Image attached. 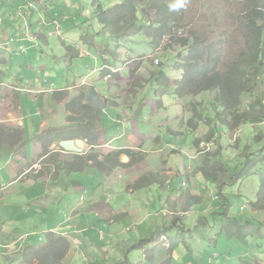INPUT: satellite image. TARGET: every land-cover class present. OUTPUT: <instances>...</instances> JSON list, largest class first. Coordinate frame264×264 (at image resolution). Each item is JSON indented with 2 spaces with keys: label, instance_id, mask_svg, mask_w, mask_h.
Masks as SVG:
<instances>
[{
  "label": "rangeland",
  "instance_id": "374dc122",
  "mask_svg": "<svg viewBox=\"0 0 264 264\" xmlns=\"http://www.w3.org/2000/svg\"><path fill=\"white\" fill-rule=\"evenodd\" d=\"M13 2L14 0H0V7L10 9L12 16L8 24L0 25V31L8 28L7 34L18 36L21 33V27L26 31V25H31L32 22L35 33L41 30L45 33L44 41L41 40L35 44L36 41L27 39L30 42L27 43L28 49L24 51L23 49L17 51L18 46L14 44L17 42H14L9 52L11 64L16 57L20 65L28 64L30 59L31 66L38 63L42 67L40 72L45 74V86L52 90L44 96L45 105L41 112L43 117L34 115L32 120H36L37 124L49 121L53 126L63 127V129L45 131L54 136L60 132L71 131L70 128H65L67 126L87 125L83 129L84 136L81 138L89 144L86 156L93 155L100 160L101 157L104 159L111 153L104 155L98 150L99 148L91 150L89 148L92 144L105 143L103 130L106 131L109 140L115 136L122 137L121 140L113 143V146L129 144V147H133L128 149L135 153L136 160L133 161L127 155L121 156L120 162L125 166L113 169L108 176H112L115 172L113 179L118 186H109V195L103 196L105 199L119 196L122 203L128 204L131 199L127 193L129 181L137 179L140 181L144 178L160 182L141 188V195L138 196L139 199L136 198L137 210L128 219L116 224L102 223L103 231L107 234L106 240L98 238V232L92 230L86 234L84 243H72V250L64 258V264H122L125 261L123 257L126 255L129 257L126 259H130L127 264H161L171 251L170 238L174 241L175 236V239L181 240L180 235L177 234L178 228L163 231L160 239L164 242L161 244L154 246V243H149L136 248L133 246L138 245L140 239L153 234L155 223L166 226L176 219V215H172L170 211L167 215L164 213L170 206L178 207L179 215L182 214V218L186 217L185 225L189 229V232L184 235L185 243H179L180 245L172 251L171 264H241L245 259L264 260V227L261 228L263 230L261 234L260 228H256L257 224H254L255 226L250 227L252 234H247L245 239L232 236L222 229L229 217L241 222L253 217L264 222V211L254 209V204L251 206L257 198L264 201V195L260 197V193L258 194L260 191L258 175L263 172V166L255 163L254 168L250 169L246 175L242 177L237 175L243 167L242 159L258 152L255 154L257 155L261 148H264V123L242 126L235 131L221 132L217 129V136L212 138L210 144L202 143L199 148H196L197 139H204L209 129L215 131L213 119L217 111L214 107L216 105L213 100L214 95L200 93L175 97L171 88L164 96H161L158 90L160 82H158L157 73L161 71V67L166 70L171 69L173 62L176 61L174 57H177L178 53L183 57L186 51L172 45L168 49L167 44L171 43L170 36L185 38L195 34L203 45L219 43L223 59L221 71L226 70L245 46L243 35L238 33V20L241 16L243 0H184L185 15L182 23H179V26H173L175 28L162 36L156 48L149 46L147 37L143 34L125 39L114 35V28L101 25L100 7L103 10L113 9L123 0H44V13L39 14V21L35 19V16L34 21L27 22L23 17H18ZM138 6L137 19L140 22L144 19L150 21L153 10L145 14L142 10L147 5H144V8L141 5ZM23 9L25 10V7ZM26 9H33L38 13L33 5H27ZM70 47L72 49L69 50ZM106 71H110L111 75L107 76ZM177 75L179 73L174 74L175 77ZM75 84L77 86L82 84V88L77 89L75 93L57 92L67 88L68 85ZM91 87L97 90L106 103H112V106L107 103L108 106L104 110L94 112L96 118L92 120H85L83 123L68 122V117L72 114L75 117L84 118V111L80 110V107L75 105V109L72 110L68 106L79 99L83 101L82 105H92L87 102ZM252 100L253 97H246L242 99V102L246 104ZM192 104H197L198 111H202L205 119H211L207 127L200 126L196 131L188 128L187 123L193 116ZM27 111L30 113L32 110L27 108ZM27 123L31 124V128L36 125L31 122V119ZM30 124L27 126L29 140L35 137V131L30 130ZM0 126L3 132L0 139V143L2 142L0 144L1 188L3 186L1 182L6 184L12 180V170L16 168V165H10V160L18 158V155H15L17 150L12 151L3 142L13 143L14 139L20 136L21 142L14 144V148L19 149L24 141L20 128L14 124ZM98 133L102 141L95 142L92 137L95 138ZM43 135L44 132L40 134V137ZM256 136L260 137L258 143L254 140ZM32 141H28V144ZM51 143L54 144L52 148H58L56 141ZM60 143L59 148H62ZM32 150L31 145L28 151L32 152ZM108 150L109 148H105L106 152ZM25 153L26 151L19 149V159L27 162ZM207 154L212 155L210 164H205ZM58 155L48 162L51 163L55 159L59 161ZM67 157H70L69 160L72 158L71 161L76 159L74 154ZM38 158L40 159L39 156ZM38 158L34 161L39 160ZM26 164L30 168L31 161ZM213 164L217 167L219 165L215 171ZM52 165L55 166L53 167L55 180L52 182H58L60 187L56 188V183H51L48 178L46 185L52 184L55 197L59 198L51 204L50 211L43 209L44 206L41 204L14 205L11 200L13 197L2 198L0 193V221L1 224L4 223L9 227L6 231L8 237L0 236V253L14 252L7 250L9 245L3 246L12 239L9 236L12 229L17 230L18 234L24 231H35L29 235L27 246L33 243L39 246L37 248H42L44 247L42 244H45V249L42 251L48 252L49 247H46V244L50 243V228L57 226L58 229L73 230L77 220L81 225L84 223L83 217H73L71 210L78 208V203L85 199V196L80 199L81 191H73L71 182H82L85 177L76 172L69 177L68 173L72 171L68 170L64 162H55ZM38 166L45 169V159ZM199 167H203L206 173L200 172ZM87 170L90 171L89 168ZM93 171L98 170L93 168ZM213 171L214 174H212ZM50 173H46V176L48 177ZM101 173L103 174L104 171L96 173L99 179H101ZM95 180L97 178L93 173L89 182ZM96 183H93L92 188ZM182 183L187 184L182 186ZM46 185L38 183L34 184L36 187H27L23 196L19 194L20 199L25 200L27 196L36 194L45 196ZM120 186L123 187V192L116 195ZM85 191L87 193V190ZM190 193L194 194V198H190ZM196 196L198 199L194 201ZM218 197L225 205L228 201L230 202L227 205L230 210L225 217L221 215L223 206L221 201L217 200ZM243 206L244 209H241ZM255 208H260L259 204ZM83 210L87 212V209ZM186 212H189L187 216L183 214ZM181 219L180 221L177 219L175 223L180 225ZM135 221L137 225L132 224ZM130 224H132L131 231L125 227ZM123 227L124 230L120 233ZM77 236L81 238L83 235L77 234ZM88 237L92 240L90 241ZM158 237L159 235L155 236L156 240ZM123 242L129 243L126 245ZM105 246L111 249V252L109 250L106 252L107 258L104 257L105 254L100 248ZM147 252L152 254L149 259L145 258ZM211 253L218 255L213 263L207 261ZM33 255V249L24 247L20 251L19 258L20 260L29 259V264H35L34 259L37 257V264H40V258L43 255ZM202 256L206 257L204 261H201ZM2 259L4 264H15L17 260L15 258L10 261L5 256H2ZM53 259L55 256H51V261ZM63 262L61 257L56 256L54 264H63Z\"/></svg>",
  "mask_w": 264,
  "mask_h": 264
},
{
  "label": "trees",
  "instance_id": "16d2710c",
  "mask_svg": "<svg viewBox=\"0 0 264 264\" xmlns=\"http://www.w3.org/2000/svg\"><path fill=\"white\" fill-rule=\"evenodd\" d=\"M175 0H123L122 3L117 5L113 9L103 10L100 7L101 14L99 13V20L101 25L109 28H114V35L124 37L127 39L130 36H140L143 34L148 40L150 47H157L162 36H165L170 29L175 28L179 23L183 21L185 15V6L177 10H170V5ZM241 7V16L238 20V33H241L245 39L244 49L240 55L235 58L225 71H221L223 65L222 48L219 43H212L211 45H203L198 37L193 34L189 37L170 36L171 43L167 44L168 49L172 46L181 47L186 50L183 57L177 54L174 57L176 61L173 62L171 69L166 70L161 67V71L158 74V90L161 96L169 90L173 89V95L175 97H183L185 95H197L200 93L213 94V100L216 102L215 110L217 111L215 118V131L209 129L204 139H197L195 141V147L199 148L201 143L210 144L213 137H216L217 129L219 131H235L236 128H240L246 125H258L264 123V0H243ZM138 5H147L142 10V13L149 14L150 10H153V14L150 15V21L144 19L140 22L137 19L136 12L138 11ZM149 15H147L148 17ZM179 26V25H178ZM117 29V30H116ZM116 30V31H115ZM173 34V33H172ZM171 34V35H172ZM72 47L69 48V50ZM111 75L110 71L106 73ZM177 77L174 74H178ZM253 97V100L244 104L243 98ZM80 99L76 102H72L68 108L75 109V105L80 107V110L84 111L83 116L86 120L96 118L94 112H98L92 105H82ZM197 104H192L193 116L189 119L187 125L192 131H196L200 126L207 127L210 124L211 119H205L202 111H198ZM83 125L67 126L71 131L60 132L57 136L52 133L45 132L43 136L37 137V143L45 145L44 153L40 154L39 160L43 159L49 154V147L51 142H62L63 140H75L84 136L83 129L87 127H81ZM81 127V128H80ZM3 132L0 130V139ZM22 134V133H21ZM13 138V135H12ZM20 139V136H18ZM15 138V139H18ZM100 134H96L92 140L100 142L102 140ZM100 140V141H99ZM255 142L260 141V137L254 138ZM21 142V140H20ZM2 144V142L0 143ZM5 146H10L12 151L24 150L25 145L19 149L14 148V143L9 144L3 142ZM94 146H100V144H92ZM220 152V151H218ZM258 153V152H256ZM255 153V154H256ZM248 155L242 159V169L237 173L240 177L246 175L250 169H253L255 163H260L263 166V172L259 177L260 197L264 195V148H261L259 154ZM27 154L25 153V156ZM123 155H127L136 160L135 153L130 149L118 150L115 153L107 156L104 161H99L97 157L88 156L82 158L76 157V160L72 163L66 162L68 170L73 172H84L87 164L91 161L94 162L95 168L99 171H104V174L109 176V173L119 167L125 165L121 164L120 158ZM211 154H207L205 157V164L210 162ZM27 157V156H26ZM213 157H215L213 155ZM38 162L35 161L34 164ZM210 164V163H209ZM31 165V164H30ZM213 170H217V165L213 164ZM199 171L204 172L203 167H199ZM214 171L212 174H214ZM47 172H45L46 174ZM206 176V175H205ZM151 183H160L158 180L151 181L150 179H141L138 181V186H145ZM187 184V183H186ZM232 184V183H231ZM259 197V198H260ZM190 198H194L191 195ZM197 196L194 201H197ZM217 200H220L219 197ZM223 212L219 213L223 217L228 214L230 208H227L228 203L225 205L222 200ZM230 203V202H229ZM259 204L260 208H255ZM257 210L264 211V201H260L257 198L256 203L253 206ZM176 211V210H175ZM228 222L222 226V229L226 230L232 236L245 239L247 234H251L250 230L254 224L259 226L264 225V222L256 220L255 218H247L245 224L241 220L234 221L233 218L227 219ZM180 221V219H178ZM181 226L176 224L169 226L166 230H172L178 228V233L181 237L188 233V230L183 229V222H180ZM257 226V225H256ZM182 230V231H180ZM160 233L162 230L159 231ZM50 234V243H48V252L34 250V255H43L45 257V264H54L56 256L64 259L71 250L70 242L65 239L64 236L57 238L54 232ZM160 239V237H159ZM172 241L173 249L178 241ZM171 240V239H170ZM141 244V243H140ZM206 249V248H205ZM51 256H55V259L51 261ZM217 256L211 257L209 263H213ZM205 256H202L201 261L205 260ZM29 260V259H28ZM50 261V263H48ZM208 261V257H207ZM40 264H43L41 260ZM171 264L169 258L168 263ZM241 264H264V260H243Z\"/></svg>",
  "mask_w": 264,
  "mask_h": 264
},
{
  "label": "crops",
  "instance_id": "0c3cea01",
  "mask_svg": "<svg viewBox=\"0 0 264 264\" xmlns=\"http://www.w3.org/2000/svg\"><path fill=\"white\" fill-rule=\"evenodd\" d=\"M37 3L39 4L37 6ZM15 8L17 9V12L22 8L25 7L23 15H18V17H24V19L27 21L31 20H38L39 14L44 13V0H39L38 2H35L34 0H14L13 2ZM27 5H33L34 7L37 8L38 13L33 10V9H26ZM5 9V10H4ZM16 11V10H15ZM15 13V12H14ZM10 9L7 8H1L0 7V25L6 23L8 24L10 18L12 16L10 15ZM36 16V18H35ZM35 18V19H34ZM6 29L4 28L3 31H0V125L1 124H9V125H15L16 127L20 128L22 132V137L24 144L21 143L19 148L23 145H25V151L27 154L28 161H31L30 168L27 166V162H25L23 159H19V151L16 152V156L18 155V158H14L10 160V165H16V168L14 167V170H12V176H11V181L9 183L1 182L3 186L0 188V193H2V198H8V197H13L11 200H13V204H27V203H32V205H37L41 204L44 206L43 209H46V211H50L52 207L51 204H54L56 201L59 200V198H56V194L54 193V188H52L51 183H56L55 187H60L58 185V182H52L55 180L53 178L55 169L54 164L55 162H67L71 161L69 160L70 157H67L69 154L63 153L60 148H59V142L58 148L52 146L54 144H51L49 149L50 153L43 158L45 159V162L47 161V165L45 164V169H41L38 164H40L38 161L37 164L33 165L34 159H37L40 154L44 153L43 149L45 148V145H41L40 143H37V137L40 136L44 131L46 130H58L61 128L59 125H51L49 121H45L44 123L40 122L39 124L36 123V120H32V116H42L41 112L44 110V105H45V95H48L51 93L52 90H50L48 87L45 86V74L40 72L42 70V67L37 63L35 66H31V59L28 61V64H18L17 62L19 59L13 58L12 64L10 63V56L9 52L12 50L11 45L14 42V44H17L18 47L17 51H20V49H28L29 44H27L28 41L27 39H30L31 41H36L35 44L39 43V41H44L45 40V33L41 30L39 33H35L34 27H32V22L31 25H26V31L21 27V33L18 36H12L10 34L6 33ZM23 30V31H22ZM13 40V42H9V40ZM27 40V42H25ZM7 42H9L7 44ZM28 65V66H27ZM26 66L28 67L26 69ZM80 86V87H79ZM82 88V84L78 85L75 84L74 86L68 85L67 88L58 90L57 92H71L75 93L77 92V89ZM76 90V91H75ZM44 97V98H43ZM27 108L32 110L30 113L27 111ZM69 112V111H68ZM72 114L71 112H69ZM67 113V115H69ZM74 115V114H72ZM43 117V116H42ZM31 119V122L36 123L34 128H31V124L27 123ZM28 124H30V130L35 131V137L31 138L30 140H33L32 143L28 144V141H30L27 138V131H28ZM1 127V126H0ZM66 128V127H65ZM63 129V127L61 128ZM103 133L105 134L106 141L105 143L103 142V146L98 147L99 151L101 154L107 155L109 153H113L115 151L121 150V149H128V148H133L129 147V144L121 145V146H113V143L121 140L122 137H112L110 140L108 139L107 133L105 130H103ZM21 137V138H22ZM118 139V140H117ZM64 141V140H63ZM19 143L20 139H14V144ZM104 144H106L104 146ZM33 147L32 152L28 151L29 146ZM8 147H10L8 145ZM18 149V147H16ZM105 148H109L108 152L105 151ZM13 153V152H10ZM14 154H11L12 156H15ZM57 154L59 157V161L57 159L53 160V162L49 163L48 161L52 157H57ZM103 159V157H101ZM15 160L17 162H15ZM42 160V161H43ZM41 161V162H42ZM35 162V161H34ZM92 164V163H91ZM44 166V165H43ZM90 169L88 172L87 169ZM13 169V168H12ZM84 172H76L77 174H83L85 177L82 182L79 181H72V190L77 191L80 190V199H82L83 196H85V199H83L81 202L78 203V208H75L74 210H71L73 213V217L75 216L76 218L78 217H83L84 223L81 225L79 220L74 224L73 230L71 228L69 229H58L57 226H54L49 229V233L54 232L59 238L60 236H64L65 239H67L70 242L71 245V250H72V243L76 244H82L83 239L86 238V234L89 231L94 230L96 233L98 232L97 237L106 240L107 239V234L103 231V222H108L110 224H116L117 222L121 220H126L128 217L132 216V213H135L137 210V205H136V198L139 199L138 196L141 195V188H145L151 184L145 185V186H137L136 183L137 180H131L128 182V195L131 197L129 200V203H122L120 200L119 196L118 197H109V198H104V194L106 196L109 195V190L108 187L110 186H115L117 185L114 181L113 178H115V172L112 176L108 177L104 173L101 176V179H99L98 175L96 174L98 171H93L92 166L87 167ZM45 172H51L48 177L46 176ZM97 178L94 182H97L95 184V187L92 188L93 181L89 182V179L93 176ZM69 177L70 174L74 173H68ZM44 177V178H43ZM121 177V176H119ZM48 178L49 181H51V185H46L48 184ZM86 181V182H85ZM38 183H43L45 186V196L43 195H30L27 196L25 200L20 199V195L23 196L25 193V189L28 187H36L34 184ZM88 187H87V185ZM118 186V185H117ZM87 190V193H85ZM123 192V187L120 186V188L117 189L116 195L118 193ZM189 195H194V194H189ZM186 200L184 201V203ZM71 205V204H70ZM85 208H83V207ZM71 207H73L71 205ZM82 207V208H80ZM80 208V209H79ZM83 209H87V212ZM78 210V212H76ZM173 212L174 210L179 211L177 207L175 206H170L168 210H165V214L167 215V212ZM91 214V215H90ZM150 214V213H147ZM93 217V218H92ZM12 222V221H11ZM136 222V221H135ZM134 223V222H133ZM132 223V224H133ZM169 223H170V217H169ZM156 227L160 226V224L157 222L155 223ZM131 225V224H130ZM169 225V224H168ZM166 225V226H168ZM129 226V225H128ZM163 227H166L165 225H162ZM62 227V225L60 226ZM126 227V226H125ZM155 227V228H156ZM100 228V230H99ZM127 228V227H126ZM149 228V227H148ZM9 229L8 226H5L4 223L1 224L0 221V236L3 237H8L6 234L7 230ZM124 230V227L120 230V233H122ZM35 231H24L18 234L17 230H10L9 236L12 237L10 241H7L3 246H7L8 251H14V252H4L3 255L0 253V264H4L5 262L2 261V256H5L8 260L13 261L15 258L17 260L15 261V264H29L28 259L26 260H20L19 254L20 251L24 247H29L30 249L36 250L37 251H42L45 249V244L44 247L42 248H37L39 247L38 245L28 244V237L31 233H34ZM37 232V231H36ZM45 232V231H43ZM77 234H82L83 236L81 238H78ZM152 236V235H151ZM150 236V237H151ZM104 237V238H103ZM150 237H146L145 239H148ZM89 240L91 241L92 238L88 237ZM143 238V237H141ZM1 242V239H0ZM126 245H128L129 242H123ZM134 244V243H133ZM48 246V243L46 244V247ZM101 250L104 252V257H106V252L109 250L111 252V249L109 247H100ZM70 250V251H71ZM45 252V251H44ZM34 256V255H33ZM36 256V255H35ZM38 256V255H37ZM107 258V257H106ZM124 258V257H123ZM37 257L34 259V263L37 264ZM43 261V264H45V257L40 258ZM4 262V263H3ZM63 262V261H62ZM32 263V259H31ZM64 264V262H63Z\"/></svg>",
  "mask_w": 264,
  "mask_h": 264
},
{
  "label": "clouds",
  "instance_id": "9594fccd",
  "mask_svg": "<svg viewBox=\"0 0 264 264\" xmlns=\"http://www.w3.org/2000/svg\"><path fill=\"white\" fill-rule=\"evenodd\" d=\"M184 6V0H175V2L174 3H172L169 7H170V10H177V9H179V8H182ZM24 7H22L21 9H23ZM20 9V10H21ZM19 10V11H20ZM19 11H18V15H23V13H24V9H23V12L20 14L19 13ZM24 18V17H23ZM99 94V93H98ZM85 119V118H84ZM86 120V119H85ZM104 136V135H103ZM104 138H105V136H104ZM75 140H81V138H79V139H75ZM75 140H73V141H75ZM65 141H69V140H65ZM63 142V141H62ZM61 142V143H62ZM61 143H60V145H61ZM202 144V143H201ZM200 144V145H201ZM102 145H103V143H102ZM102 145H100V146H102ZM89 146V144H87V143H85V149H84V152L82 153V154H76V153H70V152H66L63 148H60V150L63 152V153H67V154H74L75 155V157H77V156H80V157H82V158H86V157H88V156H86V153H87V147ZM100 146H94V145H91V148H89V150H91V149H93V148H98V147H100ZM22 151H25V149L24 150H22ZM116 152V151H115ZM115 152H113V153H115ZM49 153H50V151H49ZM113 153H111V154H113ZM111 154H109V155H111ZM60 155V154H59ZM108 155V156H109ZM47 156V155H46ZM45 156V157H46ZM93 156V155H92ZM44 157V158H45ZM106 158V157H105ZM104 158V159H105ZM104 159H98L99 161H104ZM43 159H41V160H38V161H42ZM76 160V159H75ZM74 160V161H75ZM74 161H71V163L72 162H74ZM39 162V163H40ZM67 162H69L70 163V161H67ZM34 163V162H33ZM64 163H66V162H64ZM92 163V164H91ZM35 164H37V162L35 163ZM45 164H46V162H45ZM90 166H92V168H94V169H96V170H98L99 171V169H97V168H95V165H94V162L93 161H91V162H89L88 164H87V166H86V168L87 167H90ZM74 173V172H73ZM169 182V181H168ZM152 184V183H151ZM186 183H182V186H184ZM137 186H138V183L136 184ZM228 201V200H227ZM257 201V200H256ZM256 201L254 202V203H256ZM228 204H230L229 203V201L227 202ZM254 203H252L251 204V206L254 204ZM177 209H178V207H177ZM241 209H244V206L241 208ZM255 209V208H254ZM187 210H189V209H187ZM257 210V209H256ZM170 211V210H169ZM190 211V210H189ZM171 214L173 215H176V219L175 220H172L171 221V223L168 225V226H166V227H163L162 225H160V226H157L156 228H155V230H154V232H153V234H152V236L150 237V239H140V241L138 242V245L137 244H135L134 246H133V248H136L137 246H139V247H142V245L144 246V245H146V244H149V243H154V246H156L157 244H161V243H163L164 241L163 240H161V239H159V237L161 236V233L163 232V231H165L166 230V228H168L169 226H172V225H174V224H176L175 223V221L177 220V219H181L183 216H182V214L181 215H179V212L178 211H173V212H171ZM170 214V215H171ZM183 214H185L186 216L189 214V212H186V213H183ZM148 216V215H147ZM186 218V217H185ZM185 218H182L181 220H182V222H183V229L184 230H188V232H189V229H187V227H186V223H185ZM253 218V217H252ZM256 219V218H255ZM256 220H258V219H256ZM244 224H245V222H243ZM134 225H137L138 223L137 222H134L133 223ZM260 224V223H259ZM259 224H257V227L256 228H260V231H261V234H263V230L261 229V228H263L264 227V225H261V226H259ZM177 226H181V225H179V224H176ZM224 225V224H223ZM132 224L131 225H129V226H126L127 227V229H129V231H131L132 230ZM256 228H254V229H256ZM160 230H162V232L160 233L159 231ZM180 231H182V230H180ZM176 234V233H175ZM177 234H179L178 232H177ZM252 234V233H251ZM156 235H159V237H158V240H156V238H155V236ZM180 235V234H179ZM104 238V237H103ZM174 238H175V236H174ZM180 238H181V240H177V239H175L176 241H179L178 243H177V245L173 248V249H171V251H170V253L168 254V255H166V259L161 263V264H167L168 263V260H169V258H170V260L172 261V251L175 249V248H177L180 244L179 243H181V242H184L185 243V237L183 238V237H181L180 236ZM171 239V238H170ZM141 243V244H140ZM172 241L170 240V243H169V245L172 247ZM211 252V251H210ZM172 254V255H171ZM213 256H217V254L216 253H211V255H209L208 256V262H210L211 261V257H213ZM126 257H128L127 255L124 257V259H125V261L122 263V264H127V261L128 262H130V259L129 260H127L126 259ZM152 257V254L151 253H149V252H147V253H145V258L146 259H149V258H151ZM129 258V257H128ZM64 259H62V261H63ZM153 264H156V263H153Z\"/></svg>",
  "mask_w": 264,
  "mask_h": 264
},
{
  "label": "water",
  "instance_id": "95a60500",
  "mask_svg": "<svg viewBox=\"0 0 264 264\" xmlns=\"http://www.w3.org/2000/svg\"><path fill=\"white\" fill-rule=\"evenodd\" d=\"M87 102L92 104L97 109H102L105 107V104L103 102V99L98 94L97 90L92 87L90 89L89 95L87 97ZM117 106V105H116ZM68 122H85V119L82 117H75L73 115H69ZM61 147L66 151L70 153H76V154H82L85 149V142L82 140H69V141H63L61 143Z\"/></svg>",
  "mask_w": 264,
  "mask_h": 264
},
{
  "label": "bare ground",
  "instance_id": "6f19581e",
  "mask_svg": "<svg viewBox=\"0 0 264 264\" xmlns=\"http://www.w3.org/2000/svg\"><path fill=\"white\" fill-rule=\"evenodd\" d=\"M109 75H110V74H107V76H109ZM107 76H105V77H107ZM91 88H92V87H91ZM91 88H90V89H91ZM103 102H104V104H105V107H106V103H105L104 99H103ZM108 105H109V106H112V103H108ZM105 107H104V108H102V109H100V110H104V109H105Z\"/></svg>",
  "mask_w": 264,
  "mask_h": 264
},
{
  "label": "flooded vegetation",
  "instance_id": "af4514ba",
  "mask_svg": "<svg viewBox=\"0 0 264 264\" xmlns=\"http://www.w3.org/2000/svg\"><path fill=\"white\" fill-rule=\"evenodd\" d=\"M104 101H105V103H106V100H104ZM107 103H108V102H107ZM107 103H106V107L108 106ZM95 108H96V107H95ZM96 109H97V108H96ZM97 110H100V109H97ZM44 134H45V131H44Z\"/></svg>",
  "mask_w": 264,
  "mask_h": 264
},
{
  "label": "built area",
  "instance_id": "2783aa9c",
  "mask_svg": "<svg viewBox=\"0 0 264 264\" xmlns=\"http://www.w3.org/2000/svg\"><path fill=\"white\" fill-rule=\"evenodd\" d=\"M23 12V9H21L20 11H19V13L21 14Z\"/></svg>",
  "mask_w": 264,
  "mask_h": 264
}]
</instances>
